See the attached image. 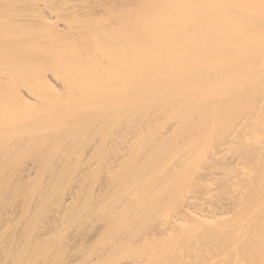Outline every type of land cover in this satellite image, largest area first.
I'll list each match as a JSON object with an SVG mask.
<instances>
[{"label":"bare ground","instance_id":"obj_1","mask_svg":"<svg viewBox=\"0 0 264 264\" xmlns=\"http://www.w3.org/2000/svg\"><path fill=\"white\" fill-rule=\"evenodd\" d=\"M188 6L193 16L173 9L175 31L154 18L167 32L131 31L124 39L109 24L94 31V21L51 22L55 16L39 7L48 22L39 33L50 45L39 53L33 45L26 61L39 62L79 27L82 34L67 42L88 38L107 55L88 48L84 57L99 73L78 68L86 75L73 78L39 71L22 85L0 73V114L13 95L6 107L22 120L6 124L11 114L0 115V145L28 126L24 116L37 122L51 114L35 108L37 91L57 104L40 140L54 146L55 169L39 175L24 220L15 205L10 213L0 205V264H264V0H185ZM6 16L0 56L10 57L16 31ZM35 164L23 163L17 179L32 184Z\"/></svg>","mask_w":264,"mask_h":264},{"label":"rangeland","instance_id":"obj_2","mask_svg":"<svg viewBox=\"0 0 264 264\" xmlns=\"http://www.w3.org/2000/svg\"><path fill=\"white\" fill-rule=\"evenodd\" d=\"M149 1H150V3H149ZM184 1L185 0H168V2L170 4H166L167 2H165V0H164L161 3L155 2L156 3L155 4L152 0H0V15H2V14L8 15L6 17L10 20V22H11L10 25L13 27L14 31H16L15 37L10 42V43H13L11 49L15 50V51H12L13 53H12V55L10 54V57H7V55L3 51V56L6 55V57L0 56V66H1L0 68L2 69V70H0L1 71L0 73L2 76L5 77V81L7 79L8 83H9L8 80L14 79L16 76L17 78H15L14 79L15 81H13V82H15L17 84L19 83L22 85L25 82H27L26 84H28L30 82H35L36 80H38L40 72H42L43 74L54 73L55 75L57 74L56 77H58V75L61 76L60 78L66 77L67 75H70L71 78H73L75 75L76 76H79L82 74L86 75V73H85L86 68H88L87 72L89 74H90V71H91V74H93V73L95 74L97 72L99 73L98 69L95 68L96 65H94V63H92V62H89V57H84L85 54H83L88 48H91V50H94L97 48L90 41V39L87 38L80 43L77 42L75 45L72 43V46L67 42V40H70V35H72V34L80 36L82 34V30H83L82 27L77 28L78 32H74V33H70V34L64 33L62 37L64 38L65 41L63 40L60 43H55L54 49L50 50V48H49L48 52L43 54L38 59L39 62L29 63L28 61L25 60L24 55L32 49L33 45L36 46L35 51L38 50L37 53L41 52L44 47L50 45V42H49L50 39L47 40L48 37L45 34L39 33L44 29L43 24L44 25L48 24V22L43 23L41 16L37 13L39 10V7H42V10L43 9L48 10L51 14H53L55 16V20H50L51 22L53 21L55 23H66L69 26H77V25L80 26L81 24L79 22H82V24L87 26L92 21H94L95 26H90V28L94 31L99 30V29L104 30V29H106V27L109 24V27H111L112 29L119 30L120 34H121L120 36H122V38L124 39V38H129L130 35H128V33L130 34L131 31H132L131 37H135V36H137L143 32H152V30L153 31L159 30V31H166L167 32V30L171 29L170 33L172 31H175V29L174 30L172 29V27H174V25H172V24L179 23V22H177L178 20H175V17H176V15H174L175 10L181 9L186 15H190V16H193L195 13V11H193V9H194L193 6H190V9H189V6L187 8L183 7ZM173 9H175V10L173 11ZM142 11L149 12L151 14L142 17ZM119 12L121 13V15L118 14ZM170 12H172V13H170ZM18 14H21V15H18ZM177 14H179V13L177 12ZM152 15L154 16L153 21H152ZM28 16H30V17H28ZM158 17L161 19L163 17V19L161 20ZM154 18L156 19L157 23H161L162 25L164 24V26H166L167 30L164 29L165 27L161 26V24L157 25V23L154 22L155 21ZM141 19H144V20L142 21ZM165 20L167 22H165ZM158 21H160V22H158ZM161 21H164L167 24L165 25V23L161 22ZM148 22H152L153 25L151 23H150L151 25L148 24ZM140 25H141V27H140ZM168 25H171V26L169 27ZM144 27H146V29H143ZM130 28H132V29H130ZM133 28H134V30H133ZM54 29H59L62 31V28L60 26L54 27L53 30ZM137 29H139V30H137ZM0 31H1L0 34L1 33H3V34L8 33L9 34V29H7L5 27H0ZM30 33H32L35 36H33V37L30 36ZM51 33H53V32H51ZM3 34H1V36H0V51H2V48L5 47V44H3L1 41V39L3 38ZM39 34L42 37H38ZM51 38H52V36H51ZM77 49H80V51H82V53L78 55ZM96 51L97 52L100 51V56L101 55L103 56L104 51L102 50V48H98V50L96 49ZM9 52H11V51H9ZM86 53H87V51H86ZM104 54L107 55V53H104ZM90 57L94 58L93 55H91ZM77 61H79V62H77ZM86 62H88V63H86ZM82 64H83V66L85 65L84 68H83ZM67 65L68 66L72 65L73 67L72 66L68 67ZM65 66H67V68H69V70H67ZM89 66H90V68H89ZM20 68H22L21 69L22 71H20ZM36 68H37V70H36ZM73 68H75V69H73ZM78 68H82L85 71H81V69L79 71ZM90 69H92L93 71ZM76 70H77V72H76ZM2 72H5V73L2 74ZM68 72H71V73H68ZM9 73L11 75H9ZM74 73H75V75H74ZM101 73H102V71L100 72V75H101ZM14 74H16V75H14ZM18 75L20 77H18ZM21 76H23V77H21ZM62 79H64V78H62ZM66 82L70 84V82H68V81H66ZM25 87H27V85ZM75 88L76 87L70 86L68 92L72 95L73 94L72 91ZM11 91H12V93H10V94H13V89ZM36 95L41 100V101L39 100L38 105L35 106L36 109H40V106L44 107L43 111L46 112V114L47 113L52 114V111L57 109L54 106L57 104H56V102H54L55 100L53 97H49V98L44 97L45 99H42L41 98L42 96L40 95L39 91L36 92ZM0 96H1L0 97V105H3L2 95H0ZM12 98H13V95H10L7 98V103L4 106L5 108L3 109V111H5V113H3L1 111V114H0L2 116L11 114V115H9L11 117L9 119L10 121L4 120V122L7 121V122H5L6 124H10V123H13L14 121H16V119H14V117H16V114L14 113L15 111L13 112V110H11V108H8L9 109L8 110L6 107L7 104L14 102V98L13 99ZM80 98L87 100L85 98V95L80 97ZM8 100L11 102H9ZM49 100L52 102V104H48ZM35 108H31V110L35 109ZM6 111L8 114L6 113ZM51 114L48 117L43 116L41 118V120L37 121V122L32 117L33 116L32 114H28L27 116H24L28 122V126L23 130L20 129V132L17 134V138L15 139V141H12V143H6V144L0 145L3 148L2 149L0 147V152H1L0 153V157H1L0 158V164H1V166H0V171H1L0 172V181H1L0 182V195L2 194L0 197V205H2L3 211L5 209L7 210V212L4 211L5 213H10L13 210H14V212L18 211L21 213L22 211H24V209H25L24 207H26V210L27 209L29 210L30 205L28 203L30 202L31 196L33 195V192L35 191V188H37L38 183L37 184H35V183H36V181L38 182V180H40L39 175L40 174L42 175L43 173L48 174L53 169H55L54 160L56 158L55 157L56 152L53 149L54 146L51 145V143L50 144H44V143H48V142L42 143L43 141H40L42 138V135L44 136V138L49 136V135L47 136V133L50 134L51 124L55 121V119L57 117V115H55V113H53L52 115ZM17 120L18 121H16V122L22 121L21 118H18ZM63 125L66 128V125H67L66 122H63L62 126ZM22 126H24V125H22ZM74 126L71 125L69 127L70 128L72 127L74 129L77 125L75 127ZM32 127L34 129H32ZM69 127H67V128H69ZM46 128H47V131H46ZM24 131L26 132V134ZM41 131L43 133H41ZM44 132H46V133L44 134ZM23 133H24V136H23ZM60 136L62 139L63 135L60 134L57 136L58 138H56V140H61ZM25 137H27V138H25ZM44 138H42V139H44ZM20 139H22V140H20ZM36 139H38V141H36ZM17 140L18 141L20 140V141L18 142ZM24 141H25V143H24ZM34 142H37V143H34ZM15 143H17V144H15ZM22 143L24 145H22ZM40 143H41V146H40ZM62 144H63V142H62ZM12 145H15V146H12ZM17 145H18V147L16 148ZM30 145H32L33 147ZM48 145L52 146V147L49 146L50 148H52V150L50 148H48ZM73 145L76 146V144H71V146H73ZM12 148H14V149H12ZM21 148H22V151L24 154L22 153V151H20ZM24 148H25V150H24ZM26 148H28V149H26ZM33 148H35V149H33ZM8 150L12 151V153ZM4 151H6V152H4ZM25 151H27V152H25ZM47 151H48V153L50 152L49 155L51 157L48 155ZM43 152L44 153L46 152V153L44 154ZM16 154H18V155H16ZM62 154L64 155V151ZM66 154H68V152ZM66 154H65V156H66ZM53 155H54V158H53ZM13 156H15V157H13ZM46 157H48V159ZM66 157H65V159H66ZM1 159H3V160H1ZM11 160H12V162H11ZM15 160L17 161V163L15 162ZM33 160L36 161V164H35L36 174L38 172L39 173L37 174V176L35 174L34 178H32V179H34L31 181L32 184L28 183L25 185L24 181L27 182L28 179L27 178L17 179L18 170L16 171V169L25 167V166H23V163H24V165H26L30 162L32 163ZM38 160H39V162H38ZM62 160L63 159H60L59 162L61 163V166L57 167V169L62 168V164H63ZM8 161H9V163L7 164ZM13 161L16 164H14ZM2 163L5 165H3ZM49 163H51L52 165H49ZM37 164H38V166H37ZM44 165H45V168L47 166V169L44 168ZM5 166H6V168L8 167L7 170H5L6 169ZM12 166H13V168H12ZM28 166H30V165H28ZM2 168H4V169H2ZM42 168L44 170H42ZM51 168H52V170H51ZM12 170L14 171V173ZM4 171H5V173H4ZM9 172H10V174H8ZM3 173H4L5 177H3ZM11 176H12V178H11ZM6 177H8V178H6ZM57 177L58 176L55 177L56 178L55 179L56 181L54 180L55 182H58V180H59V177L58 178ZM13 178L14 179L16 178L15 179L16 184H15V180ZM11 179H13L14 181H12ZM50 181H52L51 178H50ZM19 185H21V187ZM7 186H8V188H7ZM22 187H24V188L22 189ZM25 188H26V190H25ZM5 190H7V191L5 192ZM19 190H20V192H19ZM27 191L29 192V194L27 193ZM7 192H8V194H7ZM10 192H12V193H10ZM16 196L17 197L19 196V197L17 198ZM11 197H13V198H11ZM20 197H21V199H20ZM14 198H16L17 200L15 199L13 201ZM1 199L2 200L4 199V200L2 201ZM25 199H27V200H25ZM16 202H19V203H16ZM24 202H26V204L28 206ZM12 204L15 205L14 208L12 207ZM10 206L12 207V209L10 208ZM21 214H22L21 218L24 220L25 217L23 216V212Z\"/></svg>","mask_w":264,"mask_h":264}]
</instances>
